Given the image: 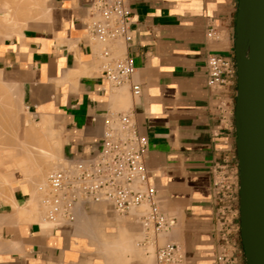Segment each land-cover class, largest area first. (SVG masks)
I'll return each instance as SVG.
<instances>
[{
  "label": "crops",
  "instance_id": "1",
  "mask_svg": "<svg viewBox=\"0 0 264 264\" xmlns=\"http://www.w3.org/2000/svg\"><path fill=\"white\" fill-rule=\"evenodd\" d=\"M18 1L12 3L18 6L16 10L0 0V82L2 88L13 91L22 107L15 137L25 140L27 125L49 117L50 127L44 130L50 131L60 165L68 164L99 149L109 116L129 114L138 134L147 140V183L154 187L161 211L174 218V223L153 237L140 223L145 206L119 213L105 202L83 200L72 207V220L59 216L47 223L43 185L37 182L39 186L34 187L45 192L43 197L30 190L27 174L13 166L10 155L22 151L8 148L0 150V182L5 184L0 189L6 188L0 192L11 193L0 194V264H106L109 250L104 243L111 249V241L125 233L119 229L139 237L131 235L129 242L122 238L116 244L120 249L128 242L124 252L132 256L129 260V252L124 253L126 264H150L155 250L170 243L178 246L183 264H219L216 255L223 240L216 221L213 179L217 167L237 166L235 81L220 90L207 87L206 58L225 54L234 60L238 0H125L131 16L128 42L93 37V0H42L40 7L35 6L36 0L34 4L22 0L20 5ZM26 2L30 6L25 7ZM31 6L40 11L33 10L29 16ZM23 13L25 20L19 16ZM3 14L7 15L4 19ZM9 17L23 21L20 31L14 29L16 24L12 27V20L5 23ZM7 26L15 32H7L11 29ZM210 27L215 31L212 38L206 35ZM104 48L109 57L100 55ZM125 56L131 58L134 72L128 81L112 84L104 77L105 63ZM224 99L229 110L222 114L219 103ZM40 209L44 210L41 214ZM84 217L97 221L90 220L89 226L94 233L100 231L102 236L98 232L96 239L106 238L103 244L102 239H94L93 232L87 233L89 222ZM230 240L237 245L239 234H232ZM136 244L142 247L144 258L136 255L140 253L135 251ZM237 257L240 264H246L240 251Z\"/></svg>",
  "mask_w": 264,
  "mask_h": 264
},
{
  "label": "built area",
  "instance_id": "2",
  "mask_svg": "<svg viewBox=\"0 0 264 264\" xmlns=\"http://www.w3.org/2000/svg\"><path fill=\"white\" fill-rule=\"evenodd\" d=\"M91 33L99 41L130 40V11L125 0H93ZM215 31L208 28L206 35L212 38ZM100 55L109 57L104 48ZM206 85L213 90L223 89L235 81V61L225 54H212L206 58ZM134 72L130 57L109 60L104 66V77L118 85L128 81ZM138 93V85L133 86ZM225 114L226 100L219 103ZM147 140L138 134L135 123L127 113L109 116L99 149L85 159L75 160L47 176L45 219L55 221L59 216L72 220V207L78 200L105 202L119 213L145 205L140 216L143 228L153 237L168 230L174 218L161 211L156 191L147 183L144 156ZM229 167L221 165L215 169L213 190L217 200L216 221L223 246L216 255L219 264H240L237 245L231 242L232 234L239 231L238 184ZM150 264H183V257L174 243L158 247Z\"/></svg>",
  "mask_w": 264,
  "mask_h": 264
},
{
  "label": "water",
  "instance_id": "3",
  "mask_svg": "<svg viewBox=\"0 0 264 264\" xmlns=\"http://www.w3.org/2000/svg\"><path fill=\"white\" fill-rule=\"evenodd\" d=\"M234 61L240 241L246 264H264V0H238Z\"/></svg>",
  "mask_w": 264,
  "mask_h": 264
},
{
  "label": "bare ground",
  "instance_id": "4",
  "mask_svg": "<svg viewBox=\"0 0 264 264\" xmlns=\"http://www.w3.org/2000/svg\"><path fill=\"white\" fill-rule=\"evenodd\" d=\"M3 1H6V3H7V1L8 0H3ZM11 0H9V2H10ZM22 2V0H19L18 1V4L20 5L21 4V2ZM28 1V0H27ZM29 1H31V0H29ZM37 1V3L35 4V6L37 5H40V4H42L41 2H42V0H36ZM41 1V2H40ZM13 2H16V0H13L12 1V3ZM34 0H33V4H34ZM12 3H10L11 5H12V7H14V9H16L17 7H15L16 5H17V2H16V5L14 4H12ZM30 3V2H29ZM27 4V2H26V5H25V7L26 6H30V4ZM39 3V4H38ZM10 4L9 3H7V6L9 5V7H10ZM24 4H25V1H24ZM43 5V4H42ZM22 6H24L23 5V3H22ZM22 6H20V11L22 12ZM34 6V5H33ZM38 7H40V6H38ZM31 8V9H30ZM29 8V10L30 11H28L29 12V14H31V15H29L28 14V12H26L29 16H32V11L34 10V8H33V10H32V6ZM12 8H10V10H11ZM14 9H13V12H14ZM17 10V9H16ZM36 10L37 11H40V10H38V8L36 7ZM42 10V9H41ZM19 11V12H20ZM35 11V10H34ZM33 11V12H34ZM37 11H35V12H37ZM16 12V11H15ZM20 12V13H21ZM24 12V11H23ZM9 13H12L11 11L9 12ZM39 13V12H38ZM5 14V13H4ZM4 14H3V16H4ZM14 14V13H13ZM16 14V13H15ZM14 14V15H15ZM18 14V13H17ZM27 14L25 15V16H27ZM10 15V14H9ZM23 16L24 15V13L23 14H19V16ZM5 16H7V15H5ZM5 16L3 17V19L5 18ZM11 16V15H10ZM21 16V18H22V20H25V19H23V18H26V17H22ZM29 16H28V18H29ZM2 16H0V18H1ZM34 17H35V15H34ZM27 18V19H28ZM33 18V17H32ZM10 19V20H9ZM9 19H6V20H9L8 22L6 21L5 23H9L12 19H13V17L11 18V17H9ZM15 19L16 20H14L15 22H18V19L19 18H16L15 17ZM2 21V20H1ZM13 20L11 21V23H12V27H14L15 25L14 24H16V27H14V29H16V28H18V30L20 29V27H19V25H22V22H18V23H20V24H17V23H15ZM4 23V22H3ZM4 23V25H8V24H5ZM14 23V24H13ZM11 25V24H10ZM23 25H24V23H23ZM7 27H11V26H7ZM12 27H11V29H12ZM0 28H2V26L0 27ZM24 28V27H23ZM5 30H8V28L6 29V27L4 28ZM8 30L7 32H15V30L14 29H12V30ZM2 30V29H1ZM4 30V31H5ZM4 31H2V33L4 32ZM17 31V30H16ZM20 31V30H19ZM19 31H17V32H19ZM6 32V33H7ZM19 33H21V32H19ZM19 35H21V34H19ZM106 64V63H105ZM1 83V82H0ZM1 85V84H0ZM3 87V85L0 87V89ZM3 89V88H2ZM4 90V89H3ZM4 92L3 91H0V150H8V148H13V150H21L20 152L22 153L21 155L20 154H17V153H11L10 155H11V159L13 160L12 162H13V166H16V167H18V168H20L21 170H22V172L24 173V174H27V176H25L24 175V177H25V179L26 180H28V187H30V184L29 183H32V186H31V188H30V190H34V193H35V190L36 189H34V187H35V184L36 185H38V183L37 182H42V183H39L40 185L42 184L43 185V187H44V190H46L45 188H46V185H44V184H46V182H43V180H45V177H46V175H47V172L49 171V173H50V170H52L51 168H54L55 167V165H57V163H56V160L58 159V153L56 152V149H55V143H54V141H52V139L50 138V136L48 135V133H50V131L49 130H47V131H45L44 129H46V127L47 128H49L50 127V119H49V117H46V116H42L41 118H40V121L39 122H35V123H33L32 122V124L30 123L29 125H27L25 128H24V137L25 138H23V139H25V140H23V141H19V139L17 138V137H15L16 135H17V130H18V116H15V115H17L16 113H15V110L17 109V108H15L16 107V100H11V98H9V99H6V98H4L3 96H2V94H3ZM6 93V92H5ZM12 102V103H11ZM15 102V103H14ZM15 106H13V105ZM12 106H13V108H12ZM13 110V111H12ZM15 113V114H14ZM23 127V126H22ZM3 132V133H2ZM44 132H46L47 133V136L45 135V137L42 135V133H44ZM22 133V132H21ZM1 157V156H0ZM1 159V158H0ZM59 160V159H58ZM62 160V159H61ZM27 161V162H26ZM25 162L26 163H28V162H30V164L28 163V165H29V167H30V169L28 170V166L27 165H25ZM10 163V162H9ZM60 162H58V164H59ZM8 164V163H7ZM64 164V163H63ZM63 164H62V166H63ZM6 165V164H5ZM64 165H66V164H64ZM3 166V165H2ZM24 166H27V169L26 168H23ZM61 166V167H62ZM58 167V166H57ZM50 169V170H49ZM55 169H57L56 167L54 168V170ZM5 170V169H4ZM48 173V174H49ZM34 179V181L32 180V179ZM32 180V181H31ZM47 180V179H46ZM0 181H2V180H0ZM1 183V182H0ZM34 183V184H33ZM44 183V184H43ZM239 183V182H238ZM2 185V183L0 184V186ZM3 185L5 186V184L3 183ZM2 185V186H3ZM7 185V184H6ZM34 185V186H33ZM18 186V185H17ZM39 186V185H38ZM7 188H8V185L6 186ZM5 187H3V190H4V192H5V190H6V188L4 189ZM9 189V188H8ZM7 189V190H8ZM40 189V188H39ZM41 189H42V187H41ZM1 190V189H0ZM3 190H1V191H3ZM4 192H2V193H4ZM36 192L38 193V195H39V192H41V194L39 195V197H41L44 193L42 192V191H37L36 190ZM1 192H0V194H2ZM8 193H10L9 191H7V195H8ZM30 193L32 194V195H34V193L32 192V191H30ZM37 193H36V195H37ZM5 193L4 194H2L3 196L4 195H6ZM11 194V193H10ZM6 195V196H7ZM32 195H30L31 196V198H32ZM35 195V197L37 198L38 197V195L36 196ZM2 196V197H3ZM9 196V195H8ZM44 196V195H43ZM42 196V197H43ZM45 196H46V193H45ZM34 197V196H33ZM35 197H34V199H35ZM7 198V197H6ZM10 198H11V196H10ZM10 198H8L9 200H11ZM33 199V198H32ZM35 200H37V199H35ZM39 200V199H38ZM37 200V201H38ZM12 201V200H11ZM32 201V200H31ZM30 201V202H31ZM36 201V202H37ZM32 202H34V200L32 201ZM11 203H13V201L11 202ZM90 203H94V202H90ZM14 204V203H13ZM43 204V203H42ZM77 204H82V203H77ZM145 205H141L140 207L142 208H139V207H136L137 209H140V210H144L143 209V207H144ZM15 207H16V205H15ZM38 207H41V206H38ZM77 207L79 208V205H77ZM146 207V206H145ZM17 208V207H16ZM41 208H43L44 209V205L41 207ZM76 208V207H75ZM77 208V209H78ZM147 208V207H146ZM133 209H135V208H133ZM44 210H42V212H43ZM130 211V210H129ZM128 211V212H129ZM131 211H132V209H131ZM135 211H136V209H135ZM146 211V210H145ZM144 211V212H145ZM41 212V209H40V211H39V213L41 214L42 213ZM45 212H46V210H45ZM42 216V215H41ZM61 217V216H60ZM78 218V217H77ZM77 218H76V220H77ZM81 218V217H80ZM44 220V219H43ZM42 220V221H43ZM59 220H60V218H59ZM82 220V219H81ZM84 221H86V223H88V225H87V229H88V226H89V224H91V222H90V220H92V222L94 223V222H96L97 223V221L96 220H93V219H90V218H86V220H85V217H84V219H83ZM82 220V221H83ZM87 220H88V222H87ZM79 221V220H78ZM82 221H80L81 223H83ZM45 222H51V221H45ZM54 222V221H53ZM56 222V221H55ZM84 224V223H83ZM79 225H80V223H79ZM85 225V224H84ZM95 225H97V224H94V226H92V227H95L96 228V226ZM100 228V226L98 227V229ZM102 228V227H101ZM80 229V228H79ZM93 229L94 228H92L91 229V227L89 226V229H88V232L87 233H91V232H93ZM97 229V228H96ZM98 229H97V231H98ZM123 229V228H122ZM90 230V231H89ZM100 230V229H99ZM95 231V233H96V230H94ZM119 231L120 232H125V233H123V235L125 234V235H127L128 236V233H126V231L123 229V230H120L119 229ZM118 231V232H119ZM84 232H85V230H84ZM99 232V234H100V231H98ZM97 232V233H98ZM94 233V232H93ZM92 233V236H95V240H100V239H102V238H100V236H99V238H97L96 239V235H97V233L95 234H93ZM103 234V233H102ZM137 234V233H136ZM101 235V234H100ZM121 236H118V239H115V240H113L114 242H115V244H114V242L113 241H111V244L113 245H111V249L113 250V252H112V250L110 249V244H109V242H107L108 243V246H109V248H107V244H106V242L105 241H103V240H105L106 238H104V239H102V244H103V242H105L104 243V245H106V249L105 250H109L108 251V254H107V256H106V258H109L108 259V261L110 262L111 260L110 259H113L114 261H111L110 263H112V262H114L113 264H124V262L125 261H123L124 259L128 262V259L129 260H131V256H130V251H125L126 253L127 252H129V258L127 259V258H125V257H123V256H125L124 255V250H128V246H127V244H128V242H129V240L130 239H132L131 238V235L133 236V234H131V235H129L128 237H125V236H123L122 234H120ZM145 235V234H144ZM91 236V235H90ZM91 236V237H92ZM102 236V235H101ZM137 236H140L139 234L137 235ZM136 236V237H137ZM143 236V235H142ZM130 237V238H129ZM124 238H126V239H128V240H126V239H124V240H126V241H128L127 243H126V241H124L123 243H125V244H123V245H121V248L119 249V247H120V245L119 246H116V244H118L119 242H121L122 240ZM133 238L134 239H137V238H139V237H137V238H135V236H133ZM143 239V238H142ZM119 240V241H118ZM121 240V241H120ZM146 240V239H145ZM148 240V239H147ZM118 241V242H117ZM137 241V240H136ZM97 242V241H96ZM117 242V243H116ZM135 242V241H134ZM134 242H133V246H134ZM146 242V241H145ZM100 243V244H99ZM150 243V244H149ZM148 244H147V246H149V249L151 248L150 247V245H152L151 244V242H149ZM97 244H99V246L101 245V242L100 241H98V243ZM121 244V243H120ZM103 245V246H104ZM131 245H132V240H131ZM98 246V245H97ZM98 246V247H99ZM103 246H101L100 248H102ZM122 246H123V248H122ZM125 246H127V247H125ZM136 246H137V244H136ZM146 246V245H145ZM115 247H117V248H115ZM135 247V246H134ZM138 247V246H137ZM105 248V247H104ZM103 248V249H104ZM142 248V247H141ZM141 248H140V246L138 247V248H135V251H136V249H137V251H136V253H139V255H141V256H139L138 254H136L139 258H142L143 257V255H144V253L142 254V250H141ZM144 248V247H143ZM118 249V250H117ZM141 251H140V250ZM99 251L101 250V249H98ZM115 250H116V252H115ZM121 251V252H119V254H120V256L118 257V251ZM145 250V249H144ZM139 251V252H138ZM98 252V251H97ZM104 251L102 250V254L105 256L106 255V251L103 253ZM123 252V254H121ZM116 253V254H115ZM112 254H113V256H112ZM114 254H115V256L118 258L116 261H115V259H116V257L114 256ZM118 254V255H117ZM109 255H111L112 256V258H110L109 257ZM104 256H102V257H104ZM120 257H122V258H120ZM135 258H137L136 256H135ZM144 258V257H143ZM120 259L123 261H120ZM133 259V258H132ZM107 261V262H108ZM104 262H106V261H104ZM107 262H106V264H107ZM108 262V263H109ZM117 262H119V263H117ZM127 262H125V264L127 263Z\"/></svg>",
  "mask_w": 264,
  "mask_h": 264
},
{
  "label": "rangeland",
  "instance_id": "5",
  "mask_svg": "<svg viewBox=\"0 0 264 264\" xmlns=\"http://www.w3.org/2000/svg\"><path fill=\"white\" fill-rule=\"evenodd\" d=\"M1 84V83H0ZM2 86V84L0 85V87ZM4 89V90H3ZM1 88L0 89V91H3L4 93L2 94V96L4 97V98H6V99H9V98H11V100H16V107L15 108H17L16 110H15V113L17 114V115H15V116H21V114H22V107H21V105L19 104V101H18V98L16 97V95L13 93V91L12 90H10V89H7V88ZM6 92V93H5ZM12 103V102H11ZM15 103V102H14ZM13 106H12V108H13ZM13 111V110H12ZM14 113V114H15ZM58 162H60V159L56 162L57 163V165H55V167L58 169V168H60L62 165H60V163L58 164ZM58 166V167H57ZM54 167V168H55ZM54 168H51L52 170H54ZM230 169V171L234 174V177L235 176H237V178H235V182L237 181V184H239L238 182H239V178H238V165L237 166H233L232 168H229ZM50 170V169H49ZM52 170H50V172L52 171ZM48 173H49V171L47 172V175H46V177H45V180H43V182H46V184H44V185H46V190L48 189V187H47V176H48ZM39 183H42V182H39ZM235 207H238V201H236L235 202ZM237 222L239 223V216H238V218H237ZM238 234H239V231L237 232ZM239 236H240V234H239ZM238 244H237V247H238V249H239V251H240V254L242 255V256H244V252H243V248H242V245H241V241L239 242H237Z\"/></svg>",
  "mask_w": 264,
  "mask_h": 264
}]
</instances>
